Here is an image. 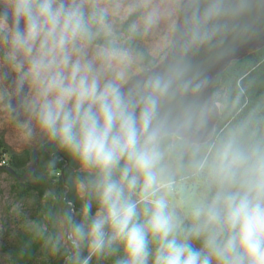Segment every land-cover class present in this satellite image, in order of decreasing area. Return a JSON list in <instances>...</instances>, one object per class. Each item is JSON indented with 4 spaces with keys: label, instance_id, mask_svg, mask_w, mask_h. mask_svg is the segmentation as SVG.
<instances>
[{
    "label": "clouds",
    "instance_id": "1",
    "mask_svg": "<svg viewBox=\"0 0 264 264\" xmlns=\"http://www.w3.org/2000/svg\"><path fill=\"white\" fill-rule=\"evenodd\" d=\"M5 2L14 46L39 42L31 60L36 127L92 174L81 219L69 225L70 264H264V165L251 179L222 181L190 220L179 215L159 149L167 85H144L137 112L118 82L75 55L93 38L83 0Z\"/></svg>",
    "mask_w": 264,
    "mask_h": 264
},
{
    "label": "rangeland",
    "instance_id": "2",
    "mask_svg": "<svg viewBox=\"0 0 264 264\" xmlns=\"http://www.w3.org/2000/svg\"><path fill=\"white\" fill-rule=\"evenodd\" d=\"M83 4L86 13L91 18L93 38L84 46L82 52L75 55L90 63L101 74L102 79L118 82L123 90L131 83L154 73L169 58L172 42L182 16V0H83ZM2 42L3 38H0V44ZM36 46L34 45L31 50L39 51ZM262 47H264V37L243 46L225 59L219 67L226 65L227 69L237 60ZM20 50L17 51L19 58L25 60L22 54L28 62L29 59L24 51L29 53L30 50L22 52ZM3 57L11 62L15 56L11 51L0 50V59ZM13 59L16 60V58ZM11 66V72L21 73L25 63L13 61ZM27 69L29 72L31 66L29 65ZM0 70L7 76L5 80L12 82L11 75L6 72L7 69L0 68ZM213 72L216 73L217 68ZM29 77V74H23V78L18 77V80L28 81ZM1 84L0 81V103L2 88L5 89V86ZM31 84L37 92L35 80ZM37 102L38 92L34 93V98L28 97L25 108L13 117L8 115L4 103L0 104V149L7 152L0 162V264L9 263V257L3 251L10 244L9 236L4 237V225H8L11 235L17 234L18 228L26 224L33 225L30 215L35 208V197L30 196L18 201L12 192L15 179L19 182L33 183L35 182L32 177L34 172L43 168H53L51 164L48 166L50 163L48 158L42 155L50 146L40 151L43 149L40 146H43L49 138L41 134L36 127L34 111ZM29 106L34 109H29ZM224 109L225 106L214 104L211 122L204 132L178 130L159 136V138L172 135L181 139L185 145L182 161L192 150L201 152L209 144L214 137L216 123ZM263 139L264 136H259V140ZM55 143L57 142L53 144ZM23 147L27 149L25 155ZM35 149H38L35 152L36 156L41 154L30 161V154ZM58 152L53 155L50 153L49 158L53 159L54 156L60 163L61 175L59 177L67 186L65 196L69 195L75 201L81 202L86 188L76 179L75 173L85 170L79 167V162L64 149L60 148ZM10 159L14 160L12 166ZM181 165V162L174 165L166 163L165 175L173 176L179 171ZM169 199L176 210L185 208L187 212H192L197 204L202 203V197L195 191V188L183 184H172ZM76 210L75 204L71 203V209L68 211L69 217L66 218L59 209L56 212L54 228L62 246L66 245L69 225L75 222V219L78 221L81 219V209Z\"/></svg>",
    "mask_w": 264,
    "mask_h": 264
},
{
    "label": "trees",
    "instance_id": "3",
    "mask_svg": "<svg viewBox=\"0 0 264 264\" xmlns=\"http://www.w3.org/2000/svg\"><path fill=\"white\" fill-rule=\"evenodd\" d=\"M212 94L214 102L225 106V109L216 123L213 139L204 150H192L181 161L184 142L172 135L159 138L163 170L166 163L182 164L178 172L168 177L171 184L194 187L202 197V203L211 198L222 181L251 179L264 165V139L259 140V136H264V47L242 57L218 74ZM60 148L55 143L49 152L58 154ZM49 152L42 155L48 158V166L51 164L53 168L34 172L33 183L15 179L12 192L17 200L34 196L35 208L30 215L33 225L18 228L17 234L11 235L8 225H4V237L9 236L10 239V244L3 249L9 257L8 264H70L72 249L68 239L66 245L60 243L58 251L52 250L58 240L54 218L58 209L66 218L69 217L71 203L77 210L82 209L92 174L87 170L75 173L76 179L86 188L81 202L65 196L67 186L59 177L60 163L54 156L50 159ZM5 154L7 152L0 149V162ZM13 161L10 159L11 166ZM176 211L190 220L192 212H187L185 208ZM116 258H93L90 264H115Z\"/></svg>",
    "mask_w": 264,
    "mask_h": 264
},
{
    "label": "water",
    "instance_id": "4",
    "mask_svg": "<svg viewBox=\"0 0 264 264\" xmlns=\"http://www.w3.org/2000/svg\"><path fill=\"white\" fill-rule=\"evenodd\" d=\"M181 9L169 58L154 73L122 90L139 112L144 85L157 79L167 85L158 102L160 136L178 130L204 132L216 104L212 94L216 75L226 69L219 65L264 37V0H182Z\"/></svg>",
    "mask_w": 264,
    "mask_h": 264
},
{
    "label": "flooded vegetation",
    "instance_id": "5",
    "mask_svg": "<svg viewBox=\"0 0 264 264\" xmlns=\"http://www.w3.org/2000/svg\"><path fill=\"white\" fill-rule=\"evenodd\" d=\"M16 32L17 29L15 28L12 18L8 14L6 2L5 0H0V38H3V42L0 44L1 45L0 50L4 52L11 51L14 53L15 56L13 58H16V60L12 58L11 62L4 59V57L3 59H0V68H6L7 69L6 72L10 74L12 78V82L6 81L5 80V78H7L6 74H4L2 70H0V81L2 83L1 85L5 86V89L2 88L3 90L1 91L2 100L0 104L4 103L8 115H10L11 117H13L14 115H16L17 112H20L25 108L26 106L25 103L28 97L32 99L34 98V93H37L36 91H34V88H32V84H31V82L34 81L32 71L30 69L28 72L27 68L29 67V65L31 66L32 57L35 56L38 51L36 50L33 51L30 49L29 51L30 54L27 51H24L29 59L28 62L26 60V57H24L22 54L21 56L25 60L19 58L17 53L19 49H17L13 44V40L15 38ZM35 45H37L36 48L38 49L39 42H37ZM22 51L23 50L21 49L20 52ZM13 61H16L17 63H25V66H22L21 73L11 72L10 68L12 67L11 65ZM23 74H29L30 77L28 81H25L24 79H22L21 81L18 80V77L23 78ZM22 81H24V83ZM29 109H34V108L29 106ZM49 141L51 140L49 139L43 146L40 147L41 148L44 147L45 145H47V143H49ZM24 148L25 147H23V149ZM41 148H39V150ZM37 150L38 149H35L31 152L29 157L30 161L31 160L33 161L34 159L37 158V156L41 154L40 153L37 156L36 155L33 156V153ZM47 152H49V149L47 150ZM23 153L24 155L27 154V149H24ZM51 155H53V152H51Z\"/></svg>",
    "mask_w": 264,
    "mask_h": 264
}]
</instances>
